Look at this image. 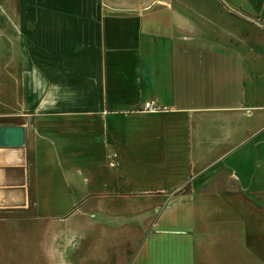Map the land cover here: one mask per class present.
Wrapping results in <instances>:
<instances>
[{
  "label": "crops",
  "instance_id": "1",
  "mask_svg": "<svg viewBox=\"0 0 264 264\" xmlns=\"http://www.w3.org/2000/svg\"><path fill=\"white\" fill-rule=\"evenodd\" d=\"M0 72V207L98 200L104 264H264V0H0Z\"/></svg>",
  "mask_w": 264,
  "mask_h": 264
},
{
  "label": "rangeland",
  "instance_id": "2",
  "mask_svg": "<svg viewBox=\"0 0 264 264\" xmlns=\"http://www.w3.org/2000/svg\"><path fill=\"white\" fill-rule=\"evenodd\" d=\"M96 201L54 197L31 200L24 210L0 207V264H104L124 237L117 228L118 216H110L115 229H104L107 215L85 210L87 203Z\"/></svg>",
  "mask_w": 264,
  "mask_h": 264
},
{
  "label": "water",
  "instance_id": "3",
  "mask_svg": "<svg viewBox=\"0 0 264 264\" xmlns=\"http://www.w3.org/2000/svg\"><path fill=\"white\" fill-rule=\"evenodd\" d=\"M24 136L22 124H0V147L22 146Z\"/></svg>",
  "mask_w": 264,
  "mask_h": 264
},
{
  "label": "built area",
  "instance_id": "4",
  "mask_svg": "<svg viewBox=\"0 0 264 264\" xmlns=\"http://www.w3.org/2000/svg\"><path fill=\"white\" fill-rule=\"evenodd\" d=\"M140 108L146 111H163V110H168L170 109V106L164 105V104H157L154 103L152 100H144Z\"/></svg>",
  "mask_w": 264,
  "mask_h": 264
}]
</instances>
